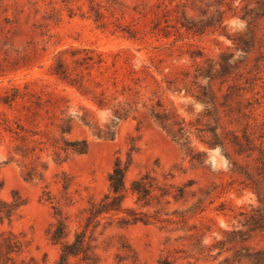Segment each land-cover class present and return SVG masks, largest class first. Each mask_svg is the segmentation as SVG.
Segmentation results:
<instances>
[{"label": "rangeland", "instance_id": "1", "mask_svg": "<svg viewBox=\"0 0 264 264\" xmlns=\"http://www.w3.org/2000/svg\"><path fill=\"white\" fill-rule=\"evenodd\" d=\"M217 9L220 27L197 34L181 25L184 17L209 24ZM60 61L75 86L54 74ZM204 87L216 108L197 99ZM158 100L185 121L189 144L151 116ZM117 108L128 116L112 127L113 138L99 137ZM210 126L247 131L252 149L210 147L202 141ZM63 137L87 140L88 150L62 152ZM259 148L264 0H0V198L24 201L11 222L0 220V242L12 231L25 243L0 264H56L59 245L48 230L58 214L73 239L90 204L108 192L116 157L126 160L132 149L128 184L150 172L158 187L150 206L132 195L124 205L151 221L104 219L93 234L98 264H158L163 256L220 264L243 247L264 249ZM161 187L171 195L162 197Z\"/></svg>", "mask_w": 264, "mask_h": 264}, {"label": "trees", "instance_id": "2", "mask_svg": "<svg viewBox=\"0 0 264 264\" xmlns=\"http://www.w3.org/2000/svg\"><path fill=\"white\" fill-rule=\"evenodd\" d=\"M216 13L219 16L218 19L209 24H199L184 17L181 25L194 33H204L207 29L206 27L216 28L221 26L224 11L217 9ZM54 74L72 86H75L78 81L77 78L71 76L72 73L62 61L57 64ZM208 77L210 79L213 78L211 74ZM196 97L204 103H211L216 108V95L212 89L208 90L204 87L201 94L196 95ZM97 104L102 109L108 107L104 98L97 101ZM150 114L176 140L181 141L184 139V144L190 143L188 135H186L189 131L185 121L166 111L160 100L151 105ZM113 115L114 118L106 129L99 128L96 130L99 137L113 138L115 131L112 127L116 126V122L128 116V110L117 108L113 110ZM86 123L92 129L96 128L91 122L87 121ZM60 129L63 134L70 132V127H68L66 122L60 125ZM207 132L210 133V138L202 141L210 147L219 145L225 148L228 144H231L235 149L237 148L239 154L246 153V151L252 149L250 147L253 139L247 131H244L242 136L231 129H227L223 134H220L217 126H210L207 128ZM62 141V145L57 146L56 144V146L66 154L70 151L85 153L88 150V142L85 139L69 140L63 137ZM259 151L264 153V148H259ZM132 152L133 149L127 152L126 160L120 155L116 157L114 166L108 177V192L100 200L90 204L86 216L80 228L75 232L73 239L69 238L66 218L58 214L56 223L48 230L50 239L59 245L60 252L56 264H98L99 260L96 253V245L93 243V234L99 226L104 224V219H106L105 224L107 225H112L115 221L120 224H131L140 221L148 223L151 221L149 213L127 208L124 205L127 197L132 195L136 197L137 203H142L143 206H150L153 199L156 198L154 191L158 187L156 178L150 172L140 174L128 184L127 174L133 160ZM59 153L60 151H58V155ZM160 189L162 197L171 195L168 188L161 187ZM173 197L175 199L178 198L177 195H173ZM22 205H24V201L20 197L14 196L12 201H5L0 198V220L11 222ZM24 245V241L17 234L12 231L4 233L0 242V255L5 261L13 260L11 255L13 253H21ZM72 259H75V263H73ZM158 264L176 263L170 257L163 256L159 259ZM220 264H264V249L243 247L241 250H237L232 257L225 258Z\"/></svg>", "mask_w": 264, "mask_h": 264}]
</instances>
